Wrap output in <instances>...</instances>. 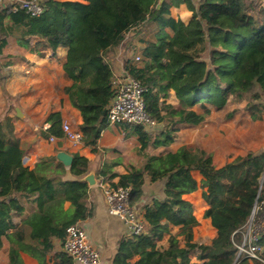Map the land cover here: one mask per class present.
Listing matches in <instances>:
<instances>
[{"label": "trees", "instance_id": "16d2710c", "mask_svg": "<svg viewBox=\"0 0 264 264\" xmlns=\"http://www.w3.org/2000/svg\"><path fill=\"white\" fill-rule=\"evenodd\" d=\"M43 3L46 10L39 17L22 10L14 12L10 6L0 9V54L11 43L30 50V38L43 40L54 53L59 48L68 50L64 72L72 85L64 92L82 115V144L97 154L98 141L111 126L107 108L115 95L108 55L129 33L148 22L158 24L157 41L145 43L142 62L130 59L125 64L127 73L146 88L147 113L158 128L150 133L142 126L117 125L126 138H139L142 163L131 165L122 175L115 171L117 162L105 163L98 172L111 187L129 189L130 205L145 210L146 233L122 238L113 264H196L193 257L201 264H260L238 260L236 245L243 241L241 232L255 206L264 202V150L250 151L221 168L201 147L185 149L180 161L172 152L153 155L149 151L170 146L181 126L203 125L214 111H225L231 103L246 102L253 120L263 118V0H164L160 7V0ZM183 4L194 13L189 25L171 17V9ZM10 65L12 62L0 63L2 87L7 78L5 68ZM173 92L178 105L169 103ZM235 115V110L230 111L226 119ZM14 121L6 118L0 122V248L8 239L9 264H24L22 253L46 264L54 250L53 240L64 241L70 226L94 216L90 187L82 181L90 173V161L74 155L87 168L73 180H66L67 169L60 162L54 168L44 170L38 164L30 169L24 164L30 144H23L16 135ZM48 136L42 133V137ZM194 171L208 182L203 196L205 218L217 230L210 245L194 242L199 225L194 206L179 193L169 194L179 189L194 191ZM146 177L163 185L157 212L142 200ZM18 195L27 196L40 215L25 221L36 245L24 244L19 232L9 234L16 227L15 219L24 215ZM170 226L179 227L180 233L173 235ZM167 235V245L160 246ZM260 244L264 247V235ZM55 264L74 262L60 253Z\"/></svg>", "mask_w": 264, "mask_h": 264}, {"label": "crops", "instance_id": "0c3cea01", "mask_svg": "<svg viewBox=\"0 0 264 264\" xmlns=\"http://www.w3.org/2000/svg\"><path fill=\"white\" fill-rule=\"evenodd\" d=\"M55 1L90 4L94 0ZM171 17L176 20L180 19L189 25L194 20V13L189 10L188 5L183 4L178 8L171 9ZM167 32L170 36L174 35L171 29H167ZM157 33L158 24L148 22L136 31L129 33L126 41L109 53L107 59L112 65L114 77L125 72L126 62L132 59L134 54H137L136 58L140 57L141 60L136 61L135 58L133 61L135 63L142 62L145 43L156 42ZM130 36L131 41L129 42ZM28 42L30 50L20 47L16 43H11L6 48L7 51L0 54V63L12 62V65L5 68L7 78L3 87L0 85V122L6 118L15 119L16 135L23 144H30L24 158V164L30 169H35L38 164H41L44 170L56 167L59 164L57 154L60 151H65L73 157L80 155L90 161V171L96 170L98 181L96 186L90 187L89 201L94 207V216L80 223V225L99 249L101 264H113L120 240L129 238V235L124 222L108 213L103 187L110 186V183H104L102 178L98 176V172L105 163L110 162L119 163L115 167V171L121 175L125 174L131 165H141L142 162L138 158V150L141 147L139 138L137 136L126 138L124 132L117 125H111L102 133L98 141V154L94 153L92 147H86L82 143L75 144L68 139L64 134L63 125L69 124L73 129L82 131L81 125L83 124L80 111L72 106L69 97L64 92L67 87L72 85V81L67 78L64 72L68 50L60 48L54 53L39 38H30ZM171 98L172 101L173 98L177 100L174 92ZM171 104L176 105L174 102ZM18 110L21 112V117L17 116ZM203 125L205 126L207 123ZM203 125L197 127L181 126L173 144L168 147L151 148L149 153L165 155L172 152L179 161L187 148L201 147L212 154L200 144L201 137H198V130ZM185 131L191 133L186 135ZM42 133H47L48 138L42 137ZM191 135L192 137H190ZM50 138H54V141H50ZM213 160L217 168L228 163L226 160L219 163L215 156ZM86 168V165H82L79 160L74 158L72 166L66 167V180H73L76 176H82L83 170ZM192 175L197 181V187L194 191L179 189L176 192L171 191L169 194L179 193L194 206V215L199 222L194 230V242L200 245H210L217 237V230L212 226L211 220L205 218L207 204L203 196L207 193L208 182L198 171L192 172ZM162 188V183H153L149 177H146L145 194L142 200L145 205L153 206V212L158 210V200L161 198L160 191ZM17 200L24 207V215L15 219L16 227L9 234L13 235V233L19 232L24 244L36 245L37 242L31 239L32 230L25 221L37 219L40 215L29 204L27 196L18 195ZM65 207L69 208L70 204L67 203ZM137 209L144 217L145 210L139 206ZM170 231L173 235H178L180 228L170 226ZM168 239L169 235L165 236L159 245L166 246ZM180 239L183 242L181 237ZM53 244V253L46 264H55L56 256L65 253L63 241L54 239ZM8 249L9 240L5 238L3 247L0 248V264H9ZM21 257L24 264H39L27 253H22ZM192 263L201 264L196 257H193Z\"/></svg>", "mask_w": 264, "mask_h": 264}, {"label": "built area", "instance_id": "2783aa9c", "mask_svg": "<svg viewBox=\"0 0 264 264\" xmlns=\"http://www.w3.org/2000/svg\"><path fill=\"white\" fill-rule=\"evenodd\" d=\"M7 6H10L14 12L22 10L32 17H39L46 10L43 0H0V9ZM140 60V57L136 58V61ZM113 88L115 95L107 108L111 125L131 124L142 126L149 131L157 128L156 121L147 113L144 97L146 88L138 80L125 70L119 76L113 77ZM63 131L75 144L82 143V131L73 129L69 124L63 125ZM50 141H54V138H50ZM103 189L108 213L124 222L129 237L145 234L147 224L144 217L129 203L130 190L115 189L111 186ZM241 233L243 241L236 245L237 259H250L264 264V247L260 244L264 235V202L255 206L250 220ZM63 245L64 252L75 264H101L99 249L90 240L80 223L67 229Z\"/></svg>", "mask_w": 264, "mask_h": 264}, {"label": "rangeland", "instance_id": "374dc122", "mask_svg": "<svg viewBox=\"0 0 264 264\" xmlns=\"http://www.w3.org/2000/svg\"><path fill=\"white\" fill-rule=\"evenodd\" d=\"M128 41H131V36ZM3 51H7V49L5 48ZM136 55L134 54L131 58L135 60ZM169 100L172 101V98ZM171 101L170 103L179 104L178 99L173 98ZM246 104V102L231 103L225 111H214L206 120L207 125L201 126V129L198 130V137H201L200 144L211 151L219 163L223 160L230 162L239 156H245L250 151L264 150V116L260 120H253L245 109ZM233 110L236 111V115L233 119L227 120V113ZM147 131L155 132V130ZM185 133L189 135L191 132L185 131ZM194 133L196 134V132Z\"/></svg>", "mask_w": 264, "mask_h": 264}, {"label": "water", "instance_id": "95a60500", "mask_svg": "<svg viewBox=\"0 0 264 264\" xmlns=\"http://www.w3.org/2000/svg\"><path fill=\"white\" fill-rule=\"evenodd\" d=\"M163 1L164 0H160V4L158 7H160V5L163 3ZM206 30H207V28H206ZM206 33H207V35L209 34L208 31ZM17 112H18L17 116L21 117L20 116V113H21L20 110H18ZM57 159L65 167H71L73 164L74 157L65 151H60L57 154ZM82 181L88 183L89 187L96 186L98 184L97 176H96V170H91L88 175H86L85 177L82 178Z\"/></svg>", "mask_w": 264, "mask_h": 264}]
</instances>
